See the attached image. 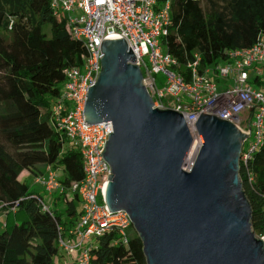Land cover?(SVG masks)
Returning a JSON list of instances; mask_svg holds the SVG:
<instances>
[{
  "label": "trees",
  "instance_id": "1",
  "mask_svg": "<svg viewBox=\"0 0 264 264\" xmlns=\"http://www.w3.org/2000/svg\"><path fill=\"white\" fill-rule=\"evenodd\" d=\"M52 1L0 0V215H5L0 264H56V257L64 256L59 228L69 232L82 212L73 192L58 193L44 210L43 195L22 177L24 171L43 173L49 165L62 169L63 184L83 177L82 151L52 123L50 107L65 69L81 64L85 46L70 34L65 16L54 13ZM167 1L172 22L163 44L182 70L195 53L203 66L226 59L229 50L264 40V0L157 3ZM240 166L253 229L264 237V134L248 166ZM128 229L126 238L113 229L93 239L92 264H147L140 237Z\"/></svg>",
  "mask_w": 264,
  "mask_h": 264
},
{
  "label": "water",
  "instance_id": "2",
  "mask_svg": "<svg viewBox=\"0 0 264 264\" xmlns=\"http://www.w3.org/2000/svg\"><path fill=\"white\" fill-rule=\"evenodd\" d=\"M102 51L85 119L113 124L102 152L112 172L106 204L129 214L146 263L264 264V239L253 229L240 177L250 128L203 112L196 122L202 145L185 169L193 136L182 113L154 107L122 36H107Z\"/></svg>",
  "mask_w": 264,
  "mask_h": 264
},
{
  "label": "built area",
  "instance_id": "3",
  "mask_svg": "<svg viewBox=\"0 0 264 264\" xmlns=\"http://www.w3.org/2000/svg\"><path fill=\"white\" fill-rule=\"evenodd\" d=\"M52 8L55 14L65 16L70 34L85 46L81 64L65 69L61 91L50 107L52 123L82 151L83 177L63 184L57 169L49 165L35 176V183L50 196L64 192L79 195L81 215L69 232L62 233L59 228V246L73 264H92L89 243L113 229L126 238L132 224L126 211H111L105 199L112 172L102 152L113 124L89 123L84 114L89 87L102 69L103 40L111 34L122 36L136 56L134 62L142 71L154 107L182 113L193 136L190 154L202 145L196 122L203 112L245 131L250 128L241 151L244 167L264 134V87L254 85L251 78L255 75L261 82L264 77V40L250 48L229 50L226 59L203 66L202 56L195 53L182 70L178 58L163 44L172 22L170 1L158 5L157 0H53ZM158 73L166 76L163 87L157 84ZM252 177L249 174L250 180ZM47 200L40 199L44 210L50 209Z\"/></svg>",
  "mask_w": 264,
  "mask_h": 264
},
{
  "label": "rangeland",
  "instance_id": "4",
  "mask_svg": "<svg viewBox=\"0 0 264 264\" xmlns=\"http://www.w3.org/2000/svg\"><path fill=\"white\" fill-rule=\"evenodd\" d=\"M203 5L204 6H206V3L205 2H203ZM156 76V79H157V84H158V86L159 87H163L164 85H165V81H166V76H165V74L164 73H158V74H156L155 75ZM251 78H252V80L255 78V75H251ZM259 85L261 86V87H264V77H262V81L259 83ZM194 150V149H193ZM192 150V153L191 154H193V151ZM191 154L188 156V158H190L191 157ZM187 162V161H186ZM184 166H186V164L184 165ZM57 173H58V175L61 177L62 175H63V171H62V169L61 168H59V169H57ZM22 177L25 179V181L30 185V188H31V190L32 189H34V190H36L37 192H40L42 195H43V197L45 198V200H47V197H49L48 198V200L47 201H49V203H51L52 201H50V200H52L53 199V197L54 196H57V194L58 193H54L53 195H48V194H46V191L44 190V188L40 185V184H37V183H35V176H33L32 174H30V173H28L27 171H24L23 173H22ZM51 198V199H50ZM50 199V200H49ZM4 222H5V219H4V217L2 216V214L0 215V232L3 230V228H4ZM129 231H128V233H130V235H132V234H138L137 233V231L135 230V228H134V226L132 225V226H130V228L128 229ZM62 250V249H61ZM62 252V251H61ZM63 253V252H62ZM64 254V253H63ZM67 256L64 254V256H61V258H59V257H56V264H66V262L64 261L65 259H70L69 257H67Z\"/></svg>",
  "mask_w": 264,
  "mask_h": 264
},
{
  "label": "bare ground",
  "instance_id": "5",
  "mask_svg": "<svg viewBox=\"0 0 264 264\" xmlns=\"http://www.w3.org/2000/svg\"><path fill=\"white\" fill-rule=\"evenodd\" d=\"M198 150H199V146H195V148H194V152H193V154H191V157L190 158H187V162L185 163L186 164V166H184L185 167V169H191L192 168V166L194 165V162H195V159H196V155H197V153H198Z\"/></svg>",
  "mask_w": 264,
  "mask_h": 264
},
{
  "label": "crops",
  "instance_id": "6",
  "mask_svg": "<svg viewBox=\"0 0 264 264\" xmlns=\"http://www.w3.org/2000/svg\"><path fill=\"white\" fill-rule=\"evenodd\" d=\"M2 216L5 218V215H4V214H2ZM66 260H68V259H65V261H66Z\"/></svg>",
  "mask_w": 264,
  "mask_h": 264
}]
</instances>
